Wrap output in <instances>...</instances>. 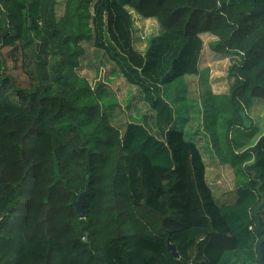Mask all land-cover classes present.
I'll list each match as a JSON object with an SVG mask.
<instances>
[{"label":"trees","instance_id":"trees-1","mask_svg":"<svg viewBox=\"0 0 264 264\" xmlns=\"http://www.w3.org/2000/svg\"><path fill=\"white\" fill-rule=\"evenodd\" d=\"M58 4L0 0V264H258L264 127L247 121L264 99V0H64L60 16ZM130 8L163 29L146 52ZM206 32L232 55L228 91L200 95L203 128L233 170L230 201L210 187L180 112ZM85 42L140 89L151 114L128 112L125 130L113 120L117 97L79 72ZM3 47L13 58L19 50L26 84L5 70ZM165 86L176 87L175 105ZM88 183L81 218L73 201Z\"/></svg>","mask_w":264,"mask_h":264},{"label":"rangeland","instance_id":"rangeland-1","mask_svg":"<svg viewBox=\"0 0 264 264\" xmlns=\"http://www.w3.org/2000/svg\"><path fill=\"white\" fill-rule=\"evenodd\" d=\"M57 6L58 16L63 14L64 0H58ZM134 19V35L135 45L142 51L146 52L150 45V40L159 36L163 29L155 18H144L130 8ZM202 37L205 41V50L201 60V75L186 77L183 84L187 86V105L180 108L182 116H188L189 120L185 125L186 133L189 137L194 138L203 152L204 159L207 163V179L210 187L214 190L216 196L221 201H230L235 199L234 189V174L232 167L228 164H221L211 145V139L205 132L202 125V108L200 102V95L203 89L210 87L215 92H227L231 83L228 77V68L232 63V55L220 53L215 51L211 45L212 41L216 39L211 33H203ZM87 54L81 58L79 72L88 77L93 85L99 81H105L108 89L117 97L119 105L115 108L114 121L126 129V124L131 120L128 115L131 113L135 118L140 111L142 114H151L149 106L141 98V91L136 86L130 85L121 75L111 74L109 70L112 69L114 63L111 61L103 51H98L94 44L85 42ZM11 47H3L2 52L7 55L6 69L8 73H13L18 82L26 84L27 77L20 68V53L17 51V57H11L8 52ZM4 71V69L2 70ZM4 77V75H1ZM175 86H165L163 96L167 101L172 103L175 96ZM133 99V105L128 106L130 100ZM132 102V101H131ZM176 104V103H172ZM129 107V108H128ZM189 109V110H188ZM250 120L248 125L253 123L264 127V99L255 98L252 107L248 110ZM149 125L154 130L153 122Z\"/></svg>","mask_w":264,"mask_h":264},{"label":"water","instance_id":"water-1","mask_svg":"<svg viewBox=\"0 0 264 264\" xmlns=\"http://www.w3.org/2000/svg\"><path fill=\"white\" fill-rule=\"evenodd\" d=\"M262 183H260L258 186H257V189L260 190V187H261ZM91 193V187H90V183H88L86 189L80 193V195L78 196L77 199H75L73 202H74V205L77 209V211L79 212L80 214V217L81 218H84L85 217V205L87 203V196ZM261 194V201L254 207L253 211H252V214H253V217H254V229L256 231L257 234H263L262 237L260 238V240L258 241L257 243V247H258V252H259V259H258V264H264V250H263V243H264V224H263V221L260 217V212L264 206V193L263 192H260ZM168 245L169 247L171 248L173 254L175 256H178L179 257V253L177 252L176 250V247L174 244H171L170 241L168 240Z\"/></svg>","mask_w":264,"mask_h":264}]
</instances>
